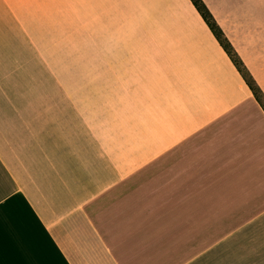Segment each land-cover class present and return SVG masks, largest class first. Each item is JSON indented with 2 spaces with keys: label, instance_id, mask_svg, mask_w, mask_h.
<instances>
[{
  "label": "crops",
  "instance_id": "crops-1",
  "mask_svg": "<svg viewBox=\"0 0 264 264\" xmlns=\"http://www.w3.org/2000/svg\"><path fill=\"white\" fill-rule=\"evenodd\" d=\"M135 2L0 0V264H264V108L190 0Z\"/></svg>",
  "mask_w": 264,
  "mask_h": 264
},
{
  "label": "rangeland",
  "instance_id": "rangeland-1",
  "mask_svg": "<svg viewBox=\"0 0 264 264\" xmlns=\"http://www.w3.org/2000/svg\"><path fill=\"white\" fill-rule=\"evenodd\" d=\"M203 2L219 28L222 42L231 58L242 76L254 87L258 100L264 108V91L262 90V87L264 88V0H203ZM130 3H132L131 0L129 3L128 0H112V11L105 13V17L103 13L107 28L97 27L94 34H105V31H109V23H111L113 34H120L122 29L130 31L133 29L131 26L134 25L135 20L146 18V13H139L136 10L135 0L133 6ZM225 4H233V8L227 9L222 6ZM210 6L213 10H210ZM126 26L129 27L125 28ZM56 32V29H50V66H55L53 57L56 53L63 52L68 55L76 50H87V44L72 42L74 33L62 38ZM77 32L80 37L88 35V29H77ZM233 254L234 252L231 251L211 250L205 258L208 264H233L234 259L249 260L247 251Z\"/></svg>",
  "mask_w": 264,
  "mask_h": 264
},
{
  "label": "trees",
  "instance_id": "trees-1",
  "mask_svg": "<svg viewBox=\"0 0 264 264\" xmlns=\"http://www.w3.org/2000/svg\"><path fill=\"white\" fill-rule=\"evenodd\" d=\"M190 1L192 2V4L194 5V7L196 8V10L199 12V14L203 18V20L206 22V24L209 26V28L212 31L213 35L216 37V39L218 40V42L220 43V45L226 51V53L228 54V56L230 57V59L232 60V62L234 63V65L237 67L235 61L233 60V58H231V55H230L228 49L223 44L222 39H221V35H220L219 28L217 27L216 23L212 19L211 13L208 10V8L205 5V3L203 2V0H190ZM237 69L239 70L238 67H237ZM245 81H246V79H245ZM247 84L249 85V87L252 90V92H253L254 96L256 97V99H258L254 87L251 84H249L248 82H247Z\"/></svg>",
  "mask_w": 264,
  "mask_h": 264
},
{
  "label": "snow or ice",
  "instance_id": "snow-or-ice-1",
  "mask_svg": "<svg viewBox=\"0 0 264 264\" xmlns=\"http://www.w3.org/2000/svg\"><path fill=\"white\" fill-rule=\"evenodd\" d=\"M3 186L2 185H0V199H2L3 198ZM0 207H2V206H0Z\"/></svg>",
  "mask_w": 264,
  "mask_h": 264
}]
</instances>
